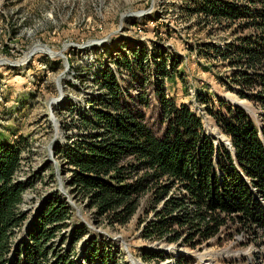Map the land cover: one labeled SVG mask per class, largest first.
<instances>
[{"label":"trees","instance_id":"16d2710c","mask_svg":"<svg viewBox=\"0 0 264 264\" xmlns=\"http://www.w3.org/2000/svg\"><path fill=\"white\" fill-rule=\"evenodd\" d=\"M181 13L229 31L221 46L199 44V55L228 69L223 86L251 102L258 119L222 98L216 106L200 98L230 148L216 144L198 115L163 88L177 74L172 58L148 64L149 92L137 79L120 84L116 71L138 75L147 59L133 49L113 62L115 70L100 72L99 92L73 119L77 132L53 152L67 165L68 185L93 224L124 226L136 215L143 239L196 247L229 224L250 233L264 228V0H183ZM25 151L24 135L0 141V264H128L121 246L75 217L59 194L31 215L22 209L31 185L17 178Z\"/></svg>","mask_w":264,"mask_h":264},{"label":"rangeland","instance_id":"374dc122","mask_svg":"<svg viewBox=\"0 0 264 264\" xmlns=\"http://www.w3.org/2000/svg\"><path fill=\"white\" fill-rule=\"evenodd\" d=\"M182 3L0 0V141L18 135L30 141V151L23 153L17 173L18 179H28L31 184L24 193L22 209L31 215L44 198L59 194L73 208L75 217L121 246L128 264H133L131 260L135 264H264V228L250 233L229 224L217 237L190 247L181 241L143 239L135 227L136 215L124 226L93 224L91 211L68 185L67 165L53 152L56 143L66 144V135L72 137L77 132L73 119L99 92L95 79L100 72L115 70L113 62L133 49L142 50L147 59L141 61L143 69L138 75L125 69L116 71L120 84H135L137 79L144 82L141 91L149 92L148 64L158 62L160 56L172 58V63L178 64L177 74L163 88L198 115L216 144L228 145L229 141L200 98L212 100L215 106L222 98L258 119L251 102L223 86L228 69L199 55V44L221 46L230 38L229 31L203 27L194 18H186L181 13ZM145 110L149 124L156 128L155 110ZM160 254L168 257L160 260Z\"/></svg>","mask_w":264,"mask_h":264},{"label":"water","instance_id":"95a60500","mask_svg":"<svg viewBox=\"0 0 264 264\" xmlns=\"http://www.w3.org/2000/svg\"><path fill=\"white\" fill-rule=\"evenodd\" d=\"M58 54H60V51H58ZM229 143V142H228ZM225 144V143H224ZM227 145V144H225ZM227 148H230V143L227 145ZM130 255V254H129ZM133 264H135V262L133 260H131Z\"/></svg>","mask_w":264,"mask_h":264}]
</instances>
